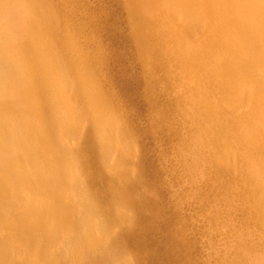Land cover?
<instances>
[{
    "label": "bare ground",
    "instance_id": "1",
    "mask_svg": "<svg viewBox=\"0 0 264 264\" xmlns=\"http://www.w3.org/2000/svg\"><path fill=\"white\" fill-rule=\"evenodd\" d=\"M125 1L126 25L136 57L143 69L150 68V74L142 77L152 102L156 105L161 100L168 105L172 99H164L156 88L165 51L158 42L165 39L163 35L171 36L167 28L158 25V0ZM164 1L166 12L182 20V31L195 28L202 32L208 47L234 55L228 60L201 54L212 64V71L223 68V74L206 76L233 116L254 114L255 109L264 114V91L253 96L250 105L254 108L240 107L243 98L238 97L247 95L250 75L264 88V0ZM1 5L0 13L4 11ZM10 9L4 11L7 16ZM37 12L27 16L26 8L22 12L25 16H19L22 24L15 20L19 18L16 13L12 14L15 22L10 19L13 22L0 26V264L172 263L178 253L168 245L161 247L158 222L149 223V216L146 218L144 204H154L142 189L140 176L123 168L124 161L128 164L137 159L134 129L114 106L112 95L94 82L97 72L89 70L99 69L103 62L94 35L78 29L83 40L74 48L65 30L46 20L47 12L43 16ZM16 22L24 27L20 36L14 32ZM12 36L14 40L19 36L14 48ZM207 107L211 120L225 126L228 119L223 121L212 105ZM260 122H256L257 127ZM221 126L209 133L223 154L229 145L227 130ZM96 146L103 163L97 178L92 177L96 172L84 174L92 165L81 158L83 152L90 153ZM257 149L264 156V147ZM234 156L228 149L225 159L218 157V172H236L231 165ZM88 185H96V194ZM68 189L74 192V199L65 193ZM243 189L249 192V213H255L264 228V196L256 188ZM130 190L139 192L137 198L128 194ZM129 244L145 252L142 263L126 253L125 245Z\"/></svg>",
    "mask_w": 264,
    "mask_h": 264
},
{
    "label": "rangeland",
    "instance_id": "2",
    "mask_svg": "<svg viewBox=\"0 0 264 264\" xmlns=\"http://www.w3.org/2000/svg\"><path fill=\"white\" fill-rule=\"evenodd\" d=\"M7 1L0 0L1 9L11 8L12 12L8 11V16L4 11L0 13V26L5 21L13 22L16 13L17 17L21 14L24 17L22 12L27 8V16L37 11L43 16L47 12L46 20L49 18L54 27L64 29L66 39L73 46L83 40L78 29L94 35L103 62L99 69L89 70L97 72L94 82L112 95L116 102L114 106L123 112V117L134 129L133 139L130 138L136 148L137 159L128 164L124 161L123 168L140 176L142 189L154 204L146 203L143 208L147 212L146 218L149 216V223L158 222L161 247L168 245L178 253V259L168 264H264V228L255 218L256 214L249 213V192L243 189L245 186L256 188L257 193L264 196V156H260L257 149L264 147V114L253 109L254 114L247 112L249 116H233V110L227 108L224 97L215 91L206 76L212 72L223 74V68L212 71V64L201 58L202 53L228 60H233L234 55L230 51L220 52L208 47L202 32L195 28L182 31L179 16L166 12L163 7L166 2L158 0V25L167 28L171 36L163 35L165 39L158 42V47L165 51L162 55L164 66L158 69L156 88L158 94L161 93L164 99H172V102L167 105L158 100L154 105L147 82L142 77L146 72L150 74V68L146 66L143 69L136 57L126 25L125 0H15L9 4ZM92 19L96 24L90 22ZM26 21H23L24 27ZM19 23L22 24V20ZM13 26L15 34L20 36L24 32L21 25L22 28L15 23ZM217 27L221 31L219 25ZM19 36L15 40L12 36L13 48L18 44L16 39ZM233 36L237 37L236 31ZM241 59L245 60V55ZM250 79L247 95L238 96L243 98L240 107L251 106L253 96L264 91L256 81H252L251 75ZM209 104L223 121L228 119L225 126L218 125L213 116L212 121L211 115L205 112ZM252 116L254 119L250 118ZM256 120L263 122H260V127H257ZM213 124L227 130L228 149L235 154L231 165L235 166L236 172H218L220 168L216 159H225L228 149L223 154L219 151L218 142L209 133L215 127ZM91 152L81 155L92 165L91 169L86 167L84 174L92 176L96 172L92 177L97 178L100 176L99 166L103 165L99 146L92 147ZM88 187L96 194V185ZM72 192L71 189L65 191L70 194L69 198L74 199ZM138 193L137 190L128 192L132 198H137ZM129 210L135 212L131 207ZM116 228L114 226L113 229ZM124 249L129 256L143 262L144 251H138L133 244L125 245Z\"/></svg>",
    "mask_w": 264,
    "mask_h": 264
}]
</instances>
